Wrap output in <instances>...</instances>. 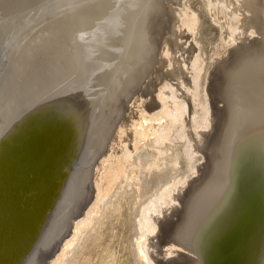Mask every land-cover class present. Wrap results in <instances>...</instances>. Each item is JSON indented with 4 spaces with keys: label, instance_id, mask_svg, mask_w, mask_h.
I'll list each match as a JSON object with an SVG mask.
<instances>
[{
    "label": "rangeland",
    "instance_id": "1",
    "mask_svg": "<svg viewBox=\"0 0 264 264\" xmlns=\"http://www.w3.org/2000/svg\"><path fill=\"white\" fill-rule=\"evenodd\" d=\"M110 1L112 2V0ZM123 1H122L123 4H121L122 2L120 0L119 1L116 0L115 3L118 4V6L115 3L110 2V5L111 4L115 5V13H113L114 6L107 7L105 9V13L104 14L102 13L103 16L106 17L105 26H106L108 33L116 34V33H119L120 31L121 32L127 31V32H134V33L138 32L139 36L141 34L140 36L141 47L145 48V49L143 48L145 52H147V49L149 52L152 51L151 52L152 56L150 55L151 54L150 53L148 55L146 54L143 57L144 61L141 63V66H143L141 67V69L142 68L144 69L141 71H142V76H143L142 79L144 78L145 79L142 80V84L140 88L143 90L146 86L145 83L148 86L149 83L153 82L155 78V74H157L158 80L157 81L155 80L156 86L154 89L155 92L153 94H157V90H160L162 92L161 94H163L162 97L164 99V102L166 103L169 110L173 109L174 106L179 105V103L183 105V102L185 104L184 108H186V110L185 109L183 110L182 117H180L178 122L174 124V126L171 128V131L169 130L170 132L167 136V139L164 140L163 143L154 144L153 143L154 137L153 135H150L146 139L141 141L142 143L138 145V149L136 151H133L131 153V155L128 158V162L126 163V168H125L127 170L126 172L127 178H124V179L118 178L117 180L114 181L115 183L113 182L112 187H111L112 189L108 193L107 197L101 203L99 202V205L97 204L98 207L95 208L96 212L93 213L92 215L91 224L89 225L88 228L87 227L84 228L83 229L84 231L82 230L81 233L75 238L73 245L69 249H67V253L65 251L63 258L61 259L59 264H150V263L152 264L153 262L148 260L146 250L144 249L145 250L144 252L142 246H138L141 243V242L139 243L138 241H142L143 238L145 239L148 235L151 234V231H145L144 228L140 230L139 225H138V220L140 219L141 211L142 210L146 211L149 207V204L151 203H154L156 201L160 202L161 199L158 196L160 194L162 195L163 193H166L168 189L173 191L174 194H176L175 197L177 196L176 197L177 199L173 197L176 200L170 199L168 201V206H170V208H172L173 206L172 211H174V213L171 211V213L168 214L166 218L161 219L162 222L159 221L160 226H158L159 224H156L155 226L157 227H155V229L152 232L157 233V231H160V232L162 231L161 234L160 232L157 233V236H159L161 239L158 237L156 238V240H154V243L155 241L157 244L159 243V245H157L158 246L157 248L158 250L162 249L161 251H163V249L165 248H166L165 251H167L172 246L170 247V244L169 245L166 244L167 246H165L163 241H160V240H163L164 237H165L164 239L167 240V237H168V239L173 241V239L176 238L173 241L174 242L173 246L175 245V243L177 245H175L174 247L170 249L171 251H173V253L169 255V259L174 258V261H170L171 263L169 264H174V263L179 264V262L181 261H183L182 264H185L184 263L185 261L188 264V260L190 261L189 262L190 264H211L214 256L216 260L218 259L219 264H229L230 261H232V255H233L232 253H234L233 246H230L229 248L226 249L222 244H224L228 238L235 235L238 230L239 231L242 230L244 233L254 232V238L248 243L249 245L247 247V250L250 251L252 255L251 257L253 259L251 264H264V195L262 196L261 194H259L262 189L264 191V121L261 120L262 118L264 119V117L262 115L260 116L261 113H264L263 112L264 103H262V101L264 102L263 100L264 98V64H263L264 47L261 48L262 46H264V43H263L264 38L261 35L260 28H259V31H258V28L256 30V26L259 27L260 25L258 24L259 23L261 24L260 20L257 19L256 26L255 24H253L252 26H250V28L248 27L247 23H249L248 22L249 20L247 19H249L248 17H250L251 15L250 12L246 13V12H243L241 9L240 11H237V12H235L236 10H234V8L236 7L238 8V6L241 5L239 3H242V0H231L232 2H230L229 0L228 1L229 4L227 3L221 4L219 2L220 6L217 0H214V1L212 0H181L180 6L174 3L173 4L169 3V0H165V1L160 0L161 2H159V0L158 1L154 0L155 3L159 2V4H162L161 6H159V4H154V3L152 4L153 0H151L152 2H149L150 0H145L144 2L145 4L143 3L144 0L143 1L136 0V2L134 0V3H138V2L140 3V4L138 3V5L134 4L132 0H123ZM146 1H148L147 3H150L148 4V6L146 4ZM254 2L256 4L259 2V4L261 3L262 5L264 0L262 1L254 0ZM107 3L108 2H106L105 4ZM230 3L235 4L236 7L230 5ZM215 4H217L218 6L217 9H215L216 7ZM122 5L124 7H122ZM154 5L156 7L158 5L159 8L158 7L155 8ZM221 5L222 7L223 6L224 7L222 8ZM116 6L118 8H116ZM133 6H136L134 7L135 8L134 12H136L137 14L133 12L134 10ZM137 6H138V9L140 8L142 9L143 7L144 13L140 11L141 9L138 10ZM213 6H214V9L212 8ZM161 7L163 10L161 9ZM219 7L220 9L222 8L221 12L218 10ZM110 8H112L113 10L110 11ZM119 8L122 9L120 11L123 12L122 19H120V16H119V13H120ZM151 8L153 9L147 11L148 9H151ZM46 9H47V6H46ZM154 9H155V12L153 11ZM156 9L157 10L159 9L161 12L159 13V11H156ZM215 10H217V13ZM243 10L247 11L248 9H243ZM137 11L138 12L140 11L139 12L140 15L142 12V16L146 14V12H148L147 15L151 17L149 21L152 20L153 23L151 21L148 22V19L146 20V18H149V16L147 17V15H145L144 18L141 16L145 20V22L142 21L144 24L143 26L141 22V20L143 19L138 15L139 13ZM152 12H154L156 15H154V13ZM33 13H34L33 15L30 14L31 19L28 17L29 22H31L33 18V21L32 23H29L28 28L34 30L35 28H37L39 23H37L38 21L36 20L34 21V18L37 16L35 14H38V13L37 12L36 13L33 12ZM248 13L250 14L249 16H247ZM40 14L42 13L40 12ZM114 14L115 15L117 14V16H115ZM124 14H126V16ZM112 15L114 18L112 17ZM223 15H226V17ZM138 16L139 18H136ZM243 19L244 20L246 19V22ZM107 22H110V24ZM128 22L130 25L127 24ZM138 22H141L142 24L141 27L140 25L138 26L139 24ZM148 24H151L152 27L150 25L149 27H147ZM126 26L128 27L125 28ZM142 26L145 28H143ZM133 27L134 28L136 27L135 29L137 30L139 28V30L138 31L134 30ZM245 27L246 29H244ZM149 28L151 32L149 31ZM144 29H146L147 31H145ZM146 32L147 34L148 32L150 34V35L148 34L149 35L148 37L146 36ZM155 34L157 35L159 34V35L157 36ZM172 35L175 36L174 39L172 38L173 37ZM167 37L169 39H167ZM145 39H147L146 42H145ZM260 39H262L263 41ZM171 40L173 43L176 44V47L179 49H176L175 45L173 46V43L171 42ZM165 41L167 42V44L170 43L169 46H167V48H168V51L170 52V53L168 52L169 58L171 57L170 61L173 60V62H170L172 66L170 64L169 66L167 65L162 66V64H160L159 62L161 56L164 57L165 52L162 50L164 47L162 45H165L166 43ZM142 42L147 43L149 46L144 43H143L144 45L142 46ZM171 43H172V46H171ZM252 43L253 44L255 43V44L253 45ZM104 46L108 48V50H113L112 46H110L109 44H104ZM170 48L172 49V51L170 50ZM186 50L188 52H186ZM149 55L150 57H153L152 58L153 61H151L152 62L151 68H148L151 65V64L149 65L148 64L149 62L147 61L148 60L147 56ZM188 57L189 58L193 57V59L196 58V64L193 69H191L192 65ZM0 59L4 60V57L1 56ZM175 60H176V63L174 64ZM180 60L181 61L184 60V61L181 62ZM173 64L174 66H177V68L175 67V70H173L174 69ZM256 66H258L259 68ZM4 68H5L4 66L0 67V75L4 72ZM171 69H172V72L176 71L177 69V71L173 72V74L181 71L182 75L179 74L180 73L179 72L177 73V75H181L180 77H178L176 74H175L176 76H174L171 72ZM167 71L170 72V75H171L170 80L169 78L168 80L166 78L163 79L164 77L161 78L164 73L166 74ZM251 71L253 73H251ZM194 74H196L197 76L196 85L192 81V77L195 76ZM149 75L152 77H150ZM172 75L174 78L172 77ZM162 79H163V82H162ZM165 80L168 82H166ZM161 85L166 88L162 87ZM173 95H174V98H173ZM241 98L244 99L246 104ZM145 99L147 100L149 99V97L147 96ZM159 100L160 99L155 98V103L157 105L162 104L161 100L160 101ZM173 100H175L176 103L175 102L173 103ZM256 100L258 101V103L254 102ZM142 101H144V99ZM246 101H249L250 103ZM131 102H132L131 99H129L127 103V108L128 107L133 108L131 105ZM177 102L179 103L177 104ZM240 103H243L244 107L246 105L247 107V108L245 107L246 112L243 111L245 109L244 107H242L243 105ZM254 103L255 105L258 106V108L257 106L254 105ZM247 104H251L252 108L250 105H247ZM254 109H258L256 111L261 112V113L254 111ZM259 109H262V110L260 111ZM156 110L158 111L160 109L157 108ZM248 111H251L252 113L251 112L249 113ZM253 111L256 113V115L258 114L259 115L256 117ZM241 112H244L243 114L244 117ZM248 113L251 115V117L249 116L246 118V114L249 115ZM159 114L160 112L158 113V115ZM252 117L255 118V123ZM159 118L161 122V123L159 122L160 124L157 125V122L152 121L154 125L152 124V122H151V125L152 127H154V129H157V130L159 129L160 131H162L165 129V126L167 127L169 125V122L166 121V119L165 121H163L164 117L161 116V114L159 115ZM244 118H246L247 120L251 118L253 121L252 120L247 121ZM239 119H241L242 121L240 122L241 124L239 123ZM257 119L258 121H256ZM244 120L247 122L246 123L244 122L245 125H243L244 126L243 127L242 124ZM194 121L197 122L196 124L201 125V126L196 125L195 127L196 131L194 129V126L192 125L194 124ZM250 121H252L253 124ZM247 123L248 124L251 123L250 125H253V126L249 125L250 127L249 126L247 127L246 126ZM260 123L261 124L263 123V124L261 125ZM163 124L165 126H163ZM226 125L228 126L230 125V127L228 126L226 127ZM224 126L227 129H229L228 130L229 132L227 131L228 133L223 131V130H226V128L224 129ZM216 128H219V130L217 129L218 130L217 133H219L220 128H221V132H224L225 134L227 133L226 135L224 134L225 136L228 137V138L226 137L227 142L223 140L222 138L223 135L221 132L220 133L222 137L219 136L220 133L218 135L217 133H215ZM180 130L181 131L188 130L187 131L188 133H186V136H180L179 134L181 133L179 132ZM247 130L248 132L246 133L245 131ZM208 131L209 133L210 131H213V132L215 131V132L211 135V133L207 134ZM189 132L191 133L189 134ZM195 133H197L198 136H195L196 135ZM215 134L217 136H215ZM190 135L193 136L192 138L194 140L197 139V141L198 140L199 141L198 142L193 141ZM200 136H203V137L201 138ZM204 136L205 138L207 137L209 142L210 140L212 142L215 139L216 145L218 143L222 144L220 142L224 141L227 145L224 143L221 145V148L223 146V147H226L227 149L222 148L223 151L222 150L221 151L222 153L223 152H227V153L219 154V152L221 151H218V150L221 148H218L217 150L214 149L215 152L214 151L212 152V149H210L209 147H206L207 145L205 144L207 143H205L204 141L205 139ZM211 136L215 138L212 140ZM218 137L219 139H216ZM245 137H248V138L245 139ZM199 138L202 139V142L204 141L203 148L205 149L199 146L202 144ZM249 138L251 139L249 140ZM207 139H205L206 142L208 141ZM218 140L220 142H218ZM214 141L212 143L210 142L212 144L211 146L210 145L208 146L215 147L216 145L213 144L215 143ZM196 142L198 144L200 142L201 144L198 145ZM195 143L198 146H194ZM258 143L263 147H261ZM258 146L261 148H258ZM195 147L202 148V152L203 150L208 149L210 150V152H212V155H214L213 153L215 154L217 153L216 155L219 154L218 155L219 158L222 155L226 156V158L228 156L230 160L226 159L225 157H224L225 159L221 157V159L223 158L224 162L228 160V162L226 161L227 166H225L224 164L226 163L223 164V161H221V159L220 161H218L219 158L218 156L215 155L217 158L215 159V161L217 160L216 162L221 163V167L222 165H224V169L222 168L223 171L222 170L219 171V169L215 167L220 168V164L218 163L219 166H216L218 164H216L215 161H213L215 156H212L209 152H207L208 150L202 153L201 151H199L200 148L196 150L197 148ZM231 148H234L235 150H232ZM229 149L232 151H230ZM206 153H208L209 157H211L210 160L213 159L212 161L215 163L214 165L212 164L213 163L212 161L210 160L209 161L211 162L210 164L212 165L210 166L211 167L214 166V169H209L208 167L209 163L208 161L205 160L206 159L205 156L208 157V154ZM227 154H230V155H227ZM204 163L206 165H204ZM70 165L71 164L69 162L68 166L71 167ZM206 167H208V170L205 171ZM216 169L219 171L217 172L218 175L220 174L221 171H222L221 173H224V170H225V173H226V170L229 169V172L227 171L226 174L224 173L225 175L223 174L224 176H227V177H225L224 179L222 175L221 176L223 178H221V176L216 175L215 176L216 179H215L213 178L214 177L213 175L217 173L212 174V176L208 174V171H210L209 173L211 174L213 173L212 170H215L214 172H216ZM200 171H202L203 173H200ZM200 175L202 176V178H204L203 180ZM204 175L207 178H208L207 175H209V179L211 177L213 179L211 178V181H210L209 179L205 178ZM199 177L201 178V180H198L199 182L197 180H194ZM217 177H219V179H217ZM206 179L208 182L210 181L209 182L210 184L208 183L207 185V182L206 183L202 182ZM214 179L217 180V182ZM220 179H222L223 182L225 181L224 182L225 185L226 186L229 185V187H225L224 183L221 184L222 182ZM200 181L202 182V184L200 183ZM214 181L216 182L217 185L220 184L221 185L220 187L222 189L225 187L224 189H226L227 191L223 189L225 191L224 193V191L219 187V185L214 186L213 185ZM228 181L230 182L229 184H228ZM190 182H192L191 184L195 183V185H193L194 188L192 187L191 184H189ZM196 183H197V186H196ZM205 184H206V187L204 186ZM211 184H212V187L214 186V190L212 187H208ZM174 185H175V188H174ZM190 186L192 189H190ZM187 187H189L188 189H190V191L186 189ZM196 187H197V190H195ZM203 187H205V189H203ZM206 188L209 190H207ZM216 188H220L222 190L221 191L219 189L221 193L223 192L222 197H221L220 192L216 191L217 190ZM210 190L213 192H211ZM195 191L197 192L195 193ZM190 192L193 196V197L190 196L192 201H189L190 198H187L185 196V195L187 196L191 195ZM210 193L211 194L215 193V196L214 194L211 195ZM202 195H206V196L204 197ZM181 197H183V199ZM201 197H203L204 199ZM217 198H218V201L217 203L214 202L215 203V206H214V204H212L211 201ZM258 198H260L259 200L263 199L261 204L257 203ZM184 199L186 201H184ZM196 199L200 200V202H198V200L196 201ZM187 200L191 202L193 205L194 204L195 205L193 206L191 203H189L190 205L187 204L188 202ZM183 201L186 202L185 204L187 205H185ZM195 201L196 203L197 202L198 203L196 204ZM205 203L206 205L209 203L211 206L208 204L207 206L209 207H206ZM198 204H200L201 206L200 205L198 206ZM202 205H204V207ZM185 206H190L191 211L189 210L188 207H185ZM89 207L90 206L88 204L87 207L85 208V211ZM186 208L189 210V212ZM203 208H207V209H203ZM175 209L179 211L177 212V210ZM193 209L194 210L196 209L195 214H194L195 211L192 212ZM214 209L216 210L214 211ZM204 211H206L208 219L204 218L206 217V214H204ZM212 211H213V214H211ZM207 212L210 214H208ZM216 212L218 213L217 217H216ZM252 212H253V217L255 216L256 220L250 224L249 223L244 224L248 218L249 219L252 218L251 217ZM172 213L175 215L172 216L173 215ZM187 213L189 214L187 215ZM199 213H200V216H199ZM83 214L84 212H81V214H78V215L75 214L74 218L70 219L71 220L69 221L70 225L68 224L69 230L66 233L67 236H65L64 234L63 235L64 238L63 236L59 238L58 240L59 245L57 244V247L53 252L54 254H52L50 259H47L45 263L48 264L52 259H54V256H56L57 253L59 254V252L61 251V248H60V251L58 248L61 247V244H63L66 240H68L70 236H72L71 231L73 230L72 228L74 226L73 224L78 223V221L82 219ZM177 214H179L180 218H178L179 216H177ZM191 214L192 215L194 214V215L191 216ZM196 214H198V216ZM209 217L215 218L216 220L215 219L210 220ZM182 218L184 220H182ZM189 218L192 221L188 220ZM165 219L166 220L168 219V220L166 221ZM200 219L201 220L203 219L202 220L203 222ZM181 220L184 222L188 220L185 223L184 222L182 223L184 227V225H186L188 222L187 224L188 228L186 225L185 231L184 229H182L183 227L181 228L182 226ZM175 221L176 222L179 221L180 224H177L179 222L176 223ZM174 222L177 225H179V228L178 226L177 227L174 226L176 225ZM193 222L195 223L197 227L193 225ZM161 223L163 225L164 224L169 225L170 223H172L174 228H176L177 230L174 229L171 224L169 226H171L173 229L170 228L169 226H163V225L161 226ZM166 228L169 229L168 231L170 232L171 231L173 232L174 230L176 232L170 234ZM178 229H180L181 232H179L180 230L178 231ZM186 230L188 231V233L186 232ZM177 232H179L180 234L179 233L177 234ZM175 233L178 236H180L181 239L182 238L183 239L182 240L180 238L177 239L178 236H176ZM162 235L164 236L162 237ZM170 235H175V236H173L174 237L173 238ZM158 239H159V242H158ZM145 240L147 241V238ZM177 240H179L180 242L183 241L181 242V246L179 244L180 242ZM159 246L161 247L159 248ZM167 247L169 248L167 249ZM178 255L180 257H178L177 259L176 257ZM181 257H182V260H181ZM185 257L186 258L188 257L187 258L188 260L185 259ZM167 259H168V256H167ZM175 259H177L176 260L177 263L175 262Z\"/></svg>",
    "mask_w": 264,
    "mask_h": 264
},
{
    "label": "bare ground",
    "instance_id": "2",
    "mask_svg": "<svg viewBox=\"0 0 264 264\" xmlns=\"http://www.w3.org/2000/svg\"><path fill=\"white\" fill-rule=\"evenodd\" d=\"M115 1L116 0H114V1L112 0L113 3H115ZM120 1L122 2L123 0H120ZM132 1L134 3V0H132ZM155 1H158V0H155ZM155 1L153 0V2H152L150 0L149 2H152V4L153 3L159 4V2H161L162 0L161 1L159 0V2H157V3H155ZM180 1L181 0H169V3H171V4L174 3L178 6H180V3H181ZM212 1H214V0H212ZM217 1H218L219 6H220V3L221 4H223V3L229 4V2H228L229 0H217ZM258 1H260V0H258ZM106 2H108V3L105 4ZM110 2H111L110 0L109 1H107V0H0V57L1 56L4 57V60L0 59V67H3V66L5 67L4 72L0 75V163L3 161L4 157L7 155L8 150L12 146H16L17 139L19 137L22 138L23 135L25 134V132L30 129L29 128L30 125L42 123L44 121H50L51 119H54L55 122L61 123V125H62L61 126L62 142L64 143V146L67 149L69 147H71L70 149L72 152V154H71L72 157L69 161L71 164L70 165L71 167L68 166L69 170L68 169L66 170V174H65L66 176H65L63 185L59 191L58 197L53 202L52 210L49 211L39 236L35 240L34 244L31 246V248L27 252V254H25V256L23 258H21L22 260L19 261L20 262L19 264H47V263H45V261L47 259H50L52 254H54L53 252L57 247V244L59 242L58 241L59 238H61L64 234H65V236H67L66 233L69 230L68 224H69V221H71L70 219L74 218L75 214L78 215V214H81V212H84L82 219H80L78 221V223L73 224L74 225L72 227L73 230L71 231L72 236H70L68 238V240H66L63 244H61V247L58 248L59 251L61 248V251L59 252V254L57 253L56 256H54V259H52L48 263V264H59V262L63 258L65 251L67 253V249H69L73 245L75 238L81 233V231L84 228H86V227L88 228L89 225L91 224L92 215H93V213L96 212L95 208L98 207L97 204L99 205V202L101 203L107 197L108 193L112 189L111 187H112L113 182L115 180H117L118 178H123V179L127 178V173H126L127 170L125 168H126V163L128 162V158L131 155V153L133 151H136L138 149V145L140 143H142L141 141L146 139L150 135H153V137H154V139H153L154 144L163 143V141L167 139V136H168L169 132L171 131V128L174 126V124H176V122H178L179 118L182 117L183 110L184 109L186 110V108H184V105H185L184 102H183V105L181 103L177 102V104L179 103V105L174 106V105H176V104H174L173 109L169 110L166 103L164 102L163 97H162V95H163V94H161L162 92L160 90L156 89L157 94H153L155 92L154 89L156 86L155 80L156 81L158 80L157 74H155V78H154L153 82L150 81L151 83H149L148 86L145 83L146 86L144 85L145 88L143 90L140 88V86L142 84V80L145 79V78L142 79L143 76H142L141 70H143L144 68L141 69V67H143V66H141V63L144 61L143 57L146 54L147 55L150 54L152 51L149 52L147 49V52H145L143 50L144 47H141V43H140L141 34L139 36L138 32H136L138 34H136L134 32H127V31H123V32L120 31L119 33H116V34H109L108 33L106 26H105L106 25V17H104L103 14L105 13V9L107 7H112V6H114V12L113 11L112 12L115 13V5L114 4L110 5ZM123 2L121 4H123ZM135 2H136V0H135ZM144 2H145V0L143 1V3ZM147 2L148 1H146V4L148 6V4H150V3H147ZM230 2H232V1L230 0ZM138 3H134V4L138 5ZM215 3H217V2H215ZM130 4H132V3H130ZM239 4H241V5H239ZM239 4L238 5L240 6V8L238 6V8H239V10H238V8L235 6V4L230 3V5L235 6L237 8V9L234 8V10H236L235 12L240 11V9L246 13L250 12L251 15L249 13L247 14V16L250 15V17H248L249 19H247V20H249L248 21L249 23H247L249 28L253 24H255V26H256L257 19L260 20L261 24L260 23L258 24V25H260L259 27L256 26V30L258 28V31H259V28H260L261 35L264 38V2L262 5H261V3L259 4V2H258L257 3L258 5H257L254 2V0H242V3H239ZM116 5L118 6V4H116ZM161 5L162 4H159V6H161ZM213 5H214V3H213ZM236 5H237V3H236ZM46 6H47V9H46ZM117 6H116V8H118ZM140 6H139V8H140ZM159 6L157 5L158 8H159ZM215 6H216L215 9H217V7H218L217 4H215ZM122 7H124V6L122 5ZM134 7H136V6H133V8ZM154 7L157 8L155 5H154ZM221 7H222V5H221ZM153 8L148 9L147 11L152 10ZM212 8L214 9V6ZM137 9H138V6H137ZM140 9H138V10H140ZM161 9H162V7H161ZM221 9L219 7L218 10L221 12ZM243 9H248L250 11H248V10L246 11ZM107 10H109V9H107ZM111 10H113V9L110 8V11ZM120 10H122V9L119 8V12H120L119 16H120V19H122L123 12ZM143 10L144 9L142 7V9L140 11L143 12ZM234 10H232V11H234ZM134 11H135V8H134L133 12ZM153 11L155 12V9ZM156 11H159V13L161 12L159 9L158 10L156 9ZM215 11L217 13V10H215ZM33 12H35V13L37 12L39 14V15L35 14V15H37L36 17L34 16L35 17L34 21L36 20V21H38L37 23H39L38 26L36 25L37 28H35L34 30L28 28L29 23H32V21H33V18H32V21L30 20L31 22H29L28 17L30 18V14L33 15L34 14ZM40 12L42 14H40ZM142 12H141V15H140V13L138 14L140 17L142 16ZM154 12H152V13H154ZM134 13H136V12H134ZM147 13L148 12H146V14H144L142 17L144 18V16L147 15ZM124 15L126 16V14H124ZM154 15H156V14L154 13ZM235 15H237V14H235ZM244 15H246V14H244ZM115 16H117V14ZM139 16L136 18H139ZM148 16L149 15H147V17ZM161 16H162V14H161ZM223 16L226 17V15H223ZM112 17H113V15H112ZM127 17H128V15H127ZM150 18L151 17L149 16V18H146V20L148 19V22H150V21L152 22V20L149 21ZM251 19L254 20L255 23ZM124 20H125V18H124ZM131 20H132V18H131ZM133 21H134V19H133ZM138 21H140V20H138ZM142 21L145 22L144 19L141 20V22ZM244 21L246 22V19ZM141 22H138L139 24L137 23L138 26L140 25V27L143 24V22H142V24H141ZM245 22H244V24H245ZM107 23L110 24V22H107ZM112 23H114V22H112ZM118 24H120V23H118ZM127 24H129V22ZM151 24H148L147 27H149V25L151 26ZM143 26H144V24H143ZM127 27L128 26H126L125 28H127ZM123 28H124V26H123ZM135 28L133 27L134 30H137ZM143 28H145V27H143ZM150 28H149V31H150ZM244 29H246V27ZM125 30H127V29H125ZM138 30H139V28H138ZM144 30L147 31L146 29H144ZM243 33H245V32H243ZM148 34H149V32H148ZM148 34L146 32L147 37L150 35V34L149 35ZM155 35H157V34H155ZM172 38L174 39L175 36H173ZM167 39H169V38L167 37ZM146 40L147 39H145V42H146ZM260 40H262V39H260ZM169 42H170V40H169ZM171 42H172V40H171ZM102 43H103V47H99L98 45L102 44ZM143 43L144 42H142V46L144 44H147V43H144V44ZM172 43H171V46H172ZM263 43H264V41H263ZM104 44H109L110 46H112V49L114 51L112 52V50H108V48H106L104 46ZM169 44H167V42H166L165 45H162V46H164L162 49L165 52L164 57L161 56L160 61L158 59V61L160 62V64H162V66H166V65L169 66L170 62H173V60L170 61L171 57L169 58V56H168L169 51H168L167 46H169ZM174 45H175L176 49H179L176 47L175 43H173V46ZM238 46H236V47H238ZM249 46H251V45H249ZM263 47L264 46H262L261 48H263ZM171 48H173V47H171ZM171 48H170V50L172 51ZM175 48H173V49H175ZM253 48H255V47H253ZM185 49H186V47H185ZM186 52H188V51L186 50ZM150 55L152 56V53ZM150 55L147 56V58H148L147 61L149 63L146 61L149 65L152 63L151 61H153V59H152L153 57H150ZM174 55H175V53H174ZM187 55H188V53H187ZM191 56H193V55H191ZM188 59L190 60L191 65H192L191 69H193L195 67V64H196V58L193 59V57H190V58L188 57ZM259 59H261V58H259ZM183 61H181V62H183ZM175 63H176V60H175L174 64ZM174 64H173V66H174ZM263 64H264V62H263ZM149 65H147V66H149ZM170 65L172 66V64H170ZM151 66H152V64L148 68H151ZM175 67L177 68V66H174V69L173 68L172 69L175 70ZM251 67H253V66H251ZM256 67H258V66H256ZM172 69H171V72H172ZM149 70H151V69H149ZM169 71H167V72H169ZM176 71H177V69H176ZM176 71H173V72H176ZM167 72H166V74L164 73L161 78L164 77L163 79L166 78L167 80L169 78V80H170V78H171L170 72L169 73H167ZM173 72H172V74H173ZM179 72H177V73L181 74V71H179ZM177 73H174L173 75L176 76ZM251 73H253V72L251 71ZM144 75H145V73H144ZM173 75H172V77H173ZM181 75H177V76L180 77ZM194 75L195 76L192 77V81L196 85L197 76H196V74H194ZM150 77H152V76H150ZM163 79H162V82H163ZM166 82H168V81H166ZM191 84H192V82H191ZM164 86H162V87H164ZM164 88H166V87H164ZM183 89H184V87H183ZM182 92H183V90H182ZM160 95H161V97H160ZM133 96H135V97H133ZM147 96L149 97V99L146 100L145 98ZM155 98L160 99L162 104L157 105L155 103ZM173 98H174V95H173ZM129 99H131V101H132L131 105L133 108H130V107L127 108V103L129 101ZM143 99H144V101H142ZM226 100H228V99H226ZM242 100L244 101V99H242ZM263 100H264V98H263ZM166 102H167V100H166ZM174 102H175V100H173V103ZM246 102H249V101H246ZM254 102L258 103L257 100ZM244 103H245V101H244ZM255 103H254V105H255ZM262 103H264V102L262 101ZM240 104L243 105V103H240ZM240 104H239V106H240ZM251 104H247V105L251 106ZM259 105H260V103H259ZM255 106H257V105H255ZM255 106H254V108H255ZM242 107H244V105ZM245 107H246V105H245ZM245 107H244V109H245ZM157 108L160 110L157 111L156 110ZM241 108H240V110H241ZM251 108H252V106H251ZM257 108H258V106H257ZM262 109H259V110L261 111ZM256 110H258V109H254V111H256ZM243 111L246 112V109ZM251 111H248V112L250 113ZM254 111H253V113H255ZM159 112H160L161 116L164 117V120L163 119L162 120L165 121V119H166V121L169 122V125L166 127L163 124V126H165V129L162 131H160L158 129L159 130V132H158L157 129H154V127H152L151 122L152 121L157 122V125L161 123L160 118H159L160 114L158 115ZM244 112H241L242 115L244 114ZM256 112H258V111H256ZM258 113H261V112H258ZM263 114L264 113H261L260 116L262 115L264 117ZM254 115H256V113ZM258 115H256V117ZM249 116L251 117L250 114L249 115L246 114V118ZM33 117H35V118H33ZM222 117H224V116H222ZM243 117H244V115H243ZM246 118H244V119H246ZM252 118L254 119V123H255V118L254 117H252ZM248 120H252V119L249 118ZM261 120L264 121L263 118ZM247 121L244 120L242 126L245 125L244 122L246 123ZM252 121H250V122L253 124ZM256 121H258V119ZM240 122H242L241 119H239V123ZM196 123L197 122L194 121V124H192L194 126V129H195L196 125L201 126L200 124H196ZM229 123H230V121H229ZM248 123L246 125L247 127L251 124V123L250 124H248ZM152 124L154 125L153 122H152ZM221 125H219V126H221ZM227 126L228 125H226V127ZM250 126H253V125H250ZM254 126H255V124H254ZM183 127H184V125H183ZM226 127L224 126V129ZM228 127H230V125ZM187 129H189V128H187ZM217 129L219 130V128H216V132L214 131L215 133L218 132ZM214 130H215V128H214ZM228 130L229 129L226 128V130H223V131L227 132ZM187 131L188 130H186V131L180 130L179 131V132H181V133H179L180 136H186V133H188ZM195 131H196V129H195ZM214 132L210 131L211 135ZM220 132H221V128H220L219 133ZM224 132H221L223 137L221 136V133L219 136H221L223 138V140L226 141L227 136H225V135L229 131L226 134ZM245 132L247 133L248 130ZM190 133L191 132H189V134ZM210 133L208 131L207 134H210ZM219 133H217V135ZM195 134H196L195 136H198L197 133H195ZM207 134H206V136H207ZM217 135L215 134V136H217ZM190 137L192 138L193 136L190 135ZM200 137L202 138L203 136H200ZM211 137H212L211 138L212 140L215 138L213 136H211ZM221 137H220V139H221ZM196 138H198V137H196ZM204 138H205V136H204ZM246 138H248V137H245V139ZM192 139H190V140H192ZM205 139H207V137ZM205 139H204V141H205V143H207V144H205V145H207L206 147H209L210 149H212V152L213 151L215 152V150H217L218 148H221V145L225 143L224 141L220 142L218 140V142H220L222 144L218 143L220 146L218 144L216 145V140L214 139L215 141L214 140L213 141L215 143H213V144H215L217 146V148H216V146L215 147L212 146V147H214V148H212L210 146L212 145L211 143L213 141L211 142V140H210V142H211L210 143L208 139H207L208 140L207 142ZM216 139H219V137ZM250 139L251 138H249V140ZM200 140H201L202 144L200 142H199V144H201V145H199L197 143L199 140L197 141V139L196 140L193 139V141H197L196 143L203 148L204 147V144H203L204 141L202 142V139H200ZM253 141H255V140H253ZM259 141H261V140H259ZM196 143L194 144V146H198V145H196ZM260 143H262V142H260ZM208 145H210V146H208ZM261 147H263V146H261ZM261 147L258 146V148H261ZM195 148H197V147H195ZM199 148H197L196 150H198ZM202 148H200L199 151L202 152ZM222 148H226V147L222 146ZM222 148L219 149L218 151H221ZM228 148H230V147H228ZM235 148H236V146H235ZM203 149H205V148H203ZM231 149L235 150L234 148H231ZM207 150H203L202 153L206 152ZM229 150H227V151H229ZM232 150H230V151H232ZM260 150H258V151H260ZM222 151L219 152V154L220 153L221 154L227 153V152L222 153ZM224 151H226V150H224ZM207 152H209L212 155V152H210V150H208ZM206 154H208V153H206ZM213 154L214 155H212V156H215L217 153L216 154L213 153ZM230 154H227V155H230ZM218 155H216V156H218ZM216 156H215L214 160L212 159L213 161H215V159H217ZM208 157H209V154H208ZM208 157L205 156V158H206L205 160L208 161V163H209L208 167H209V169H214V166L211 167L212 165L210 164L211 163L210 161H212V160H210L211 157H209V159H208ZM221 157L226 158V156H223V155L220 156V158L218 156V158H219L218 161H220ZM69 158H70V156H68V159ZM223 158L221 159V161H223V164L226 163L224 165L227 166L228 160H226L227 162L226 161L224 162ZM226 159H229L228 156ZM152 161H154V160H152ZM216 161H215V163L218 164L219 162H216ZM215 163L213 162L212 164L214 165ZM219 164H220V168H218V167H215V168L219 169V171H220V170H222V168L224 169V165H222V167H221V163H219ZM219 164L216 166H219ZM204 165H206V164L204 163ZM202 167H203V165H202ZM208 167H206L205 171L208 170ZM217 169H216V172H214L215 170H212L213 173H211V174L209 173L210 171H208V174L210 176H212V174L219 172ZM225 169H226V167H225ZM229 169L226 170V173H227V171L229 172ZM221 172L219 175H218V173L213 175L214 176L213 178H215L216 175L217 176L222 175L225 179V177H227V176H224L226 174L225 170H224L225 174L221 173ZM200 173H203V172L200 171ZM209 175H207L208 178L205 175L204 176H205V178L209 179ZM222 176H221V178H223ZM199 178H196L194 180H197V181L201 180L202 176L200 179ZM211 178L209 179L210 181H211ZM203 179L204 178H202V180ZM207 179L202 181V182L203 183L207 182V185H208V183L210 181L208 182ZM217 179H219V177H217ZM220 180L222 182L221 184H223L225 182V181L223 182L222 179H220ZM215 181L217 182V180H215ZM215 181L213 184L214 186L217 185ZM229 181H228V184L230 183ZM202 182L200 181L201 184H202ZM191 183L192 182H190L189 184H191ZM226 183H227V181H226ZM92 185H93V187H92ZM191 185L194 188L193 185H195V183H193ZM218 185H219V187L221 186L220 184H218ZM224 185H225V183H224ZM196 186H197V183H196ZM204 186L206 187V184ZM214 186L212 187V184H211L208 187H212L214 190ZM205 187H203V189H205ZM225 187H229V185L228 186L225 185ZM174 188H175V185H174ZM188 188L189 187H187L186 189H188ZM220 188H216L217 189L216 191L220 192L221 197H222L223 192L221 193V191L224 188L223 189L221 188L222 190ZM190 189H192L191 186H190ZM190 189H188V191H190ZM203 189H202V191H203ZM195 190H197V187L195 188ZM207 190H209V189H207ZM224 190H226V189H224ZM176 191H177V189H176ZM193 191H194V189H193ZM196 192L197 191H195V193ZM211 192H213V191H211ZM208 193H209V191H208ZM215 193H213L214 196H215ZM224 193H225V191H224ZM190 194H191V192H190ZM213 194H211V195H213ZM175 195L176 194H174L173 191H171L169 189L166 191V193H163L162 195L160 194L158 197L162 201L159 199L160 202L156 201L154 203L149 204V207L146 211L145 210L141 211L140 219L138 220V225H139L140 230L142 228H144L145 231H151V234L146 237L147 241L145 240L146 238L145 239L143 238L142 241H138L139 243L141 242L140 245H138V246H142L143 250L144 249L146 250L148 260L152 261L155 264H169V263H171L170 261H174V258L169 259V255H171L173 253V251H171L170 249L172 247H174L175 245H177L175 243V245L173 246V244H174L173 241L176 239L173 236H175V235L178 236L177 234L179 232H181V230L178 229V231L179 230L180 231L177 232V234L175 233V235H170L174 238L173 241L168 239L167 236H166L167 240L164 239L165 237L163 238V240H160V241H163L165 246H167L169 244H170V247L172 246L171 248L167 247V249L169 248L167 251H165L166 248L163 249V251H161L162 249L158 250L157 245H159V243L157 244L156 241L154 243V240H156V238L159 237V236H157V233L160 231H157V233L156 232L153 233L152 231L155 229V227H157L155 225L159 224L158 226H160L159 221L162 222L161 219L166 218V216L168 214H170L171 211L173 210V206H172V208H170V206H168V201L170 199H175L177 197V196L175 197ZM179 196H181V195H179ZM185 196L187 198H190V200L188 199L189 201H192L191 200V197H193L192 194L189 196H187V195H185ZM197 196H199V195H197ZM202 196L205 197L206 195H202ZM173 197H175V198H173ZM181 198L183 199V197H181ZM201 198H203V197H201ZM197 200L198 199H196V201ZM214 200H216V201H214ZM214 200L211 201V203L214 204V206H215V203H217L218 198L214 199ZM184 201H186V200L184 199ZM189 201L187 202V204L191 203ZM196 201H195V203H196ZM198 202H200V200H198ZM185 203L186 202H184V204ZM201 203H203V202H201ZM88 204L90 207L88 209H86V211H85V208L87 207ZM187 204H185V205H187ZM199 205L200 204H198V206ZM205 205H206V203H205ZM207 205H206V207H209ZM193 206H192V208H193ZM202 206L204 207V205H202ZM185 207H188L190 210V206H185ZM216 207H217V205H216ZM196 208H197V206H196ZM179 209H181V208H179ZM203 209H207V208H203ZM175 210H177V209H175ZM189 210H188V212H189ZM215 210L216 209H214V211ZM178 211L179 210H177V212ZM206 211H204V214H206ZM209 211H211V210H209ZM172 212L174 213V211H172ZM192 212H194V214H195L196 209L195 210L193 209ZM188 214L189 213H187V215ZM208 214H210V213H208ZM211 214H213V211ZM217 214L218 213L216 212V217L218 216ZM174 215L175 214H173L172 216H174ZM193 215L191 214V216H193ZM196 215L198 216V214H196ZM177 216H179V214H177ZM199 216H200V213H199ZM178 218H180V216ZM204 218L208 219L207 214H206V217H204ZM209 219L213 220L215 218L209 217ZM178 220H180V219H178ZM182 220H184V219L182 218ZM188 220H190V218ZM188 220H186V221H188ZM190 221H192V220H190ZM177 222H179V221H177ZM183 222L184 221H182L181 224ZM207 222H209V221H207ZM170 224L172 225V223H170ZM177 224H180V222ZM177 224L174 226H176V227L178 226V228H179V225H177ZM187 224H188V222H187ZM162 225L163 224L161 223V226ZM169 225L164 224L163 226H169ZM186 225H184V227H183V224H182V226L180 225L181 228L183 227L182 229H184V231H185ZM193 225L196 226L194 222H193ZM174 226H173V228H174ZM169 227L172 228L171 226H169ZM187 228H188V225H187ZM174 229H176V228H174ZM168 230L169 229H167V231ZM161 232H160V234H161ZM168 232L171 234V233H174L176 231L174 230L173 232L172 231L171 232L168 231ZM186 232L188 233L187 230H186ZM169 233H168V235H169ZM183 233H181V234H183ZM163 236L164 235H162V237ZM181 237H183V236H181ZM63 238H64V236H63ZM179 238H180V236L177 237V239H179ZM177 241H179V240H177ZM158 242H159V239H158ZM181 242H183V241H181ZM181 242L179 243L180 246H181ZM160 247L161 246H159V248ZM145 250H144V252H145ZM139 251H140V249H139ZM167 256H168V259H167ZM173 257H174V255H173ZM178 257H180V256L178 255L176 258L178 259ZM183 258H184V256H183ZM187 258L185 257V259H187ZM177 259H175V262ZM181 260H182V257H181ZM182 262L183 261L179 262V264L180 263L182 264ZM189 262L190 261L188 260V264H190ZM184 263L187 264L186 261Z\"/></svg>",
    "mask_w": 264,
    "mask_h": 264
},
{
    "label": "water",
    "instance_id": "3",
    "mask_svg": "<svg viewBox=\"0 0 264 264\" xmlns=\"http://www.w3.org/2000/svg\"><path fill=\"white\" fill-rule=\"evenodd\" d=\"M61 126L54 119L30 125L0 163V264L20 263L58 197L72 156L71 147L62 142ZM259 194L264 195L263 189ZM253 212L244 224L256 220ZM253 238L254 232L238 230L222 244L226 249L233 246L229 264L252 263L247 247ZM215 260L211 264H219Z\"/></svg>",
    "mask_w": 264,
    "mask_h": 264
}]
</instances>
